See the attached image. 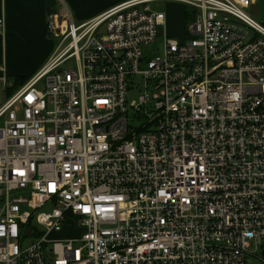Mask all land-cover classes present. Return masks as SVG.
<instances>
[{
    "label": "built area",
    "instance_id": "1",
    "mask_svg": "<svg viewBox=\"0 0 264 264\" xmlns=\"http://www.w3.org/2000/svg\"><path fill=\"white\" fill-rule=\"evenodd\" d=\"M159 1L196 12L189 37L167 35ZM258 1L48 15L66 43L15 88L0 68V264L264 262ZM65 225L79 234L48 237Z\"/></svg>",
    "mask_w": 264,
    "mask_h": 264
},
{
    "label": "crops",
    "instance_id": "2",
    "mask_svg": "<svg viewBox=\"0 0 264 264\" xmlns=\"http://www.w3.org/2000/svg\"><path fill=\"white\" fill-rule=\"evenodd\" d=\"M124 1L0 0V68L9 77L32 75L50 60L54 50L46 34L49 14H62L66 9L80 23Z\"/></svg>",
    "mask_w": 264,
    "mask_h": 264
},
{
    "label": "rangeland",
    "instance_id": "3",
    "mask_svg": "<svg viewBox=\"0 0 264 264\" xmlns=\"http://www.w3.org/2000/svg\"><path fill=\"white\" fill-rule=\"evenodd\" d=\"M187 6V5H186ZM152 7L156 10L164 11L165 12V24H164V30L166 31L167 35L174 37L176 39H180L181 33L183 34V24H182V15L185 5H182L181 3H176L172 1H159L156 2L155 4H152ZM188 9L190 7L188 6ZM246 13L251 16L254 20H256L258 23H261L262 26H264V0H259L257 4L253 7L248 8L245 10ZM77 23V22H76ZM178 31V33H176ZM48 38L52 41L53 43V48L52 50L56 51L58 48L63 46L64 43L60 45V39L61 37H50ZM65 64L63 66L65 67ZM9 81L13 82V78L9 77ZM137 86L133 90H129L127 94V100H133L138 97V95L142 92V82L140 79L136 78V83ZM79 234V229L76 228L75 226L71 225H65L64 228H62L59 231H52L48 234V237L52 240L54 239H64V238H69L73 237ZM28 241L25 240L24 243H27ZM253 248V245L251 246V249ZM261 254L260 251L258 252V255ZM247 264H264V262L259 259L258 257L249 255L247 256Z\"/></svg>",
    "mask_w": 264,
    "mask_h": 264
},
{
    "label": "trees",
    "instance_id": "4",
    "mask_svg": "<svg viewBox=\"0 0 264 264\" xmlns=\"http://www.w3.org/2000/svg\"><path fill=\"white\" fill-rule=\"evenodd\" d=\"M182 5H185V4H182ZM182 12H183L182 24L184 26L183 27L184 31H183V36L180 39H178V40H184V39H186L187 37L190 36L188 31H187V25H188V23H190L191 20H193L195 18V15H196V12L194 10H192L191 8L188 9V6H186V5H185L184 11H182ZM46 34L48 35L47 30H46ZM32 75H22V76L12 77L13 78V82H12L13 83V87L12 88L20 86L21 84H23Z\"/></svg>",
    "mask_w": 264,
    "mask_h": 264
}]
</instances>
